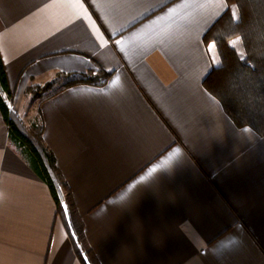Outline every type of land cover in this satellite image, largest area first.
I'll return each mask as SVG.
<instances>
[{"label": "crops", "instance_id": "0c3cea01", "mask_svg": "<svg viewBox=\"0 0 264 264\" xmlns=\"http://www.w3.org/2000/svg\"><path fill=\"white\" fill-rule=\"evenodd\" d=\"M225 0H0V59L99 264H264V138L204 88ZM71 79V78H70ZM74 79V78H72ZM0 264H83L0 113Z\"/></svg>", "mask_w": 264, "mask_h": 264}, {"label": "trees", "instance_id": "16d2710c", "mask_svg": "<svg viewBox=\"0 0 264 264\" xmlns=\"http://www.w3.org/2000/svg\"><path fill=\"white\" fill-rule=\"evenodd\" d=\"M226 10L205 35L214 62L203 82L205 90L222 106L237 128H250L264 138V0H225ZM74 78L60 89L52 83L32 85L26 96L44 101L80 84L101 86L110 77L99 70L95 76ZM37 88V93L33 92ZM47 93V95H45ZM12 94L0 59V113L8 126L9 140L34 174L47 186L83 264H99L89 249L70 192L43 140L42 121L26 127L11 110Z\"/></svg>", "mask_w": 264, "mask_h": 264}, {"label": "rangeland", "instance_id": "374dc122", "mask_svg": "<svg viewBox=\"0 0 264 264\" xmlns=\"http://www.w3.org/2000/svg\"><path fill=\"white\" fill-rule=\"evenodd\" d=\"M71 79L70 78H63V79H61L62 81H58L57 84H63L64 85L67 81H69ZM54 84L55 83H53L51 85L52 90L56 89L57 85H54ZM36 90H37V88H34L33 92L37 93ZM45 95H47V93ZM31 96L32 95L25 96L24 104H23L22 108L20 109V111L15 112L14 111V110H16L15 108H14V110H12L13 113L16 114L20 118V120L24 123V125L26 127H29L33 124V122L35 120V116L37 117V114H38L37 113V106L35 105L36 101ZM12 102H14L13 99H11V104H12Z\"/></svg>", "mask_w": 264, "mask_h": 264}]
</instances>
